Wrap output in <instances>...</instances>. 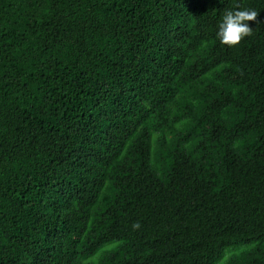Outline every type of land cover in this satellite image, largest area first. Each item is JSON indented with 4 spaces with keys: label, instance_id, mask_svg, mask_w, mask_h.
<instances>
[{
    "label": "trees",
    "instance_id": "trees-1",
    "mask_svg": "<svg viewBox=\"0 0 264 264\" xmlns=\"http://www.w3.org/2000/svg\"><path fill=\"white\" fill-rule=\"evenodd\" d=\"M222 258L264 264V0H0V264Z\"/></svg>",
    "mask_w": 264,
    "mask_h": 264
},
{
    "label": "clouds",
    "instance_id": "clouds-1",
    "mask_svg": "<svg viewBox=\"0 0 264 264\" xmlns=\"http://www.w3.org/2000/svg\"><path fill=\"white\" fill-rule=\"evenodd\" d=\"M257 15L255 10L247 8L225 10L217 26L216 39L229 48L237 46L242 39L251 36L252 28L248 22L255 21ZM131 227L133 230L138 229L139 222L133 223Z\"/></svg>",
    "mask_w": 264,
    "mask_h": 264
},
{
    "label": "rangeland",
    "instance_id": "rangeland-1",
    "mask_svg": "<svg viewBox=\"0 0 264 264\" xmlns=\"http://www.w3.org/2000/svg\"><path fill=\"white\" fill-rule=\"evenodd\" d=\"M107 247H108V246H106V247H104L103 249H101L96 255H94L93 257H91V258H89L88 260H86V262H87V261H89V262H95V261H97L98 258H99L100 255H101L102 251H104ZM241 247H244V246H240V248H241ZM231 248H232V247H230V248H228V249L226 250V254H225V256H228V255L230 254ZM234 248H236V246H234ZM224 259H225V257H224ZM224 259H223V258L220 259V260L217 262V264H221V263L223 262Z\"/></svg>",
    "mask_w": 264,
    "mask_h": 264
}]
</instances>
